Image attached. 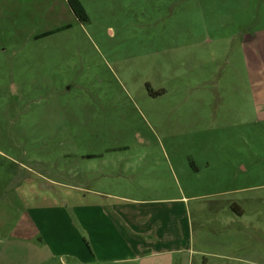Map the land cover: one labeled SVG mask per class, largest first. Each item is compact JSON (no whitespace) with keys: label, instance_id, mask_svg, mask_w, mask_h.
Returning <instances> with one entry per match:
<instances>
[{"label":"rangeland","instance_id":"1","mask_svg":"<svg viewBox=\"0 0 264 264\" xmlns=\"http://www.w3.org/2000/svg\"><path fill=\"white\" fill-rule=\"evenodd\" d=\"M80 1L83 22L68 0H0V200L15 176L63 195L110 158L170 163L172 195H201L187 264H264V0ZM15 240L0 253L27 254Z\"/></svg>","mask_w":264,"mask_h":264},{"label":"crops","instance_id":"2","mask_svg":"<svg viewBox=\"0 0 264 264\" xmlns=\"http://www.w3.org/2000/svg\"><path fill=\"white\" fill-rule=\"evenodd\" d=\"M171 171L177 176L170 163L157 160L110 158L92 171L98 188L62 184L70 189L63 195L40 192L30 179L25 186L15 176L14 190L0 200V239L14 236L16 242L27 241L31 247L27 254L6 248L0 253V264L189 263L195 252L189 202L201 195L183 191L181 196L172 195L169 180H162L171 177ZM234 177V181L239 178ZM216 178L222 179V174ZM254 187L248 183L230 191ZM163 191L168 195L155 197ZM240 201V197L231 199V212L224 219L218 212L215 219L226 226L242 223L249 208ZM208 234L202 235V244L214 242Z\"/></svg>","mask_w":264,"mask_h":264},{"label":"trees","instance_id":"3","mask_svg":"<svg viewBox=\"0 0 264 264\" xmlns=\"http://www.w3.org/2000/svg\"><path fill=\"white\" fill-rule=\"evenodd\" d=\"M71 9L80 21H87L88 14L80 0H68Z\"/></svg>","mask_w":264,"mask_h":264}]
</instances>
